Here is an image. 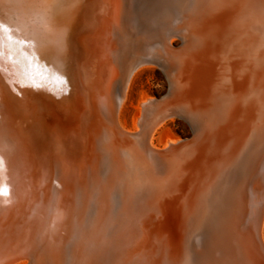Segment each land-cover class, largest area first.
Listing matches in <instances>:
<instances>
[{
    "label": "bare ground",
    "instance_id": "obj_1",
    "mask_svg": "<svg viewBox=\"0 0 264 264\" xmlns=\"http://www.w3.org/2000/svg\"><path fill=\"white\" fill-rule=\"evenodd\" d=\"M0 23L10 29L0 31V61L14 52L15 86L25 85L18 94L0 73V222L11 227L0 228V264H261L264 0H0ZM146 64L167 87L141 100L127 128L119 111ZM112 81L122 94L107 130L92 94ZM35 84L48 87L49 103ZM72 114L76 134L82 126L98 150L64 208L47 172L54 158L64 163L62 121ZM175 118L188 135L158 132ZM49 199L55 208L42 218ZM40 250L46 261L34 257Z\"/></svg>",
    "mask_w": 264,
    "mask_h": 264
},
{
    "label": "water",
    "instance_id": "obj_2",
    "mask_svg": "<svg viewBox=\"0 0 264 264\" xmlns=\"http://www.w3.org/2000/svg\"><path fill=\"white\" fill-rule=\"evenodd\" d=\"M2 25H4L3 23H0ZM5 26V25H4ZM4 30L6 32H9L10 29L4 28ZM9 39L11 40H15V38H13L12 36H9ZM23 44V42H22ZM15 53L12 51L7 52V54L4 57V61H0V73L3 75V82H6V80H9L11 82V84L13 85L14 88H12V90L14 92H17L18 94H23V92H25V85L21 86L24 89H19L17 87V85L15 86L17 82V79H15V75L13 73V71L18 72V64L15 61ZM3 59V58H2ZM1 60V59H0ZM104 63V61H103ZM16 68V69H15ZM104 68H105V64H104ZM107 70V69H106ZM10 73V74H8ZM8 74V77L5 78V75ZM4 85V84H3ZM100 86H95L94 87V94H92V96H94V106L95 108H97L98 112L102 115V119L103 121H105L104 123L107 124V130L108 128L112 127H116V113H117V107H118V102H119V97H121L122 94V89L120 84H116L115 82H111L108 86L106 83H102L99 84ZM27 86V85H26ZM6 87V86H5ZM27 91H30L29 88L27 89ZM32 92L36 93L37 96L40 97V100H42L43 102H48V99L51 100L52 97L47 95L46 92L49 93L48 87L45 85L43 86L42 84H35L33 85V89L31 90ZM50 93H52L50 91ZM56 95V97H59L58 99L62 98L63 95L61 93H59V91H56L55 93H53ZM62 95V96H61ZM66 97V103L67 100H73L71 99V96L69 95H65ZM55 98V97H54ZM63 98V99H64ZM62 100H58V102L60 103ZM88 108H86L87 110ZM69 114V113H68ZM68 116H70L71 118L69 119L70 121L68 122ZM66 116V118H63L62 121V126L68 128V130H66L67 132H69L70 134H68L70 137L68 138L67 135L66 137L63 139L62 138V145H63V150L62 152V157L64 160V163H62L61 161H56V158L53 159V163H52V167L53 169L51 170V172H47V174L50 175L51 173V180H50V186H49V190H50V198L51 196H54V198H56L59 194H61L62 196V200L60 201L59 207L62 205L64 208L66 206L69 205L70 201H69V197L71 195V197L73 198V201L75 200V197L77 196L78 190H79V186L80 183L84 182V178H85V169L86 171L89 173L92 172L93 169V164H92V160L90 159L91 157L89 156V154L92 155V158H95L94 152L95 150H98V147L96 146L92 151L91 146L89 148H87L88 144H90V139L86 140L83 137V133H82V126H80V129L78 130L77 134L75 132V128H76V123L74 121H76L77 119L74 118L73 114L72 115H68ZM62 120V119H61ZM74 122V123H73ZM80 122V121H79ZM67 124V125H66ZM105 129V130H106ZM106 130V133H108V131ZM102 133V131H100ZM105 133V132H104ZM8 133H6L5 135H7ZM96 135V134H95ZM99 135V134H97ZM97 135L95 137H97ZM109 137H111L109 134H106L105 137H103L102 139H108ZM100 141V139H99ZM33 142V141H32ZM32 142L28 143V149L31 150L34 154L32 157L36 158V161H39L38 159V155H39V151L41 148L36 144V147L32 144ZM37 148V150H36ZM43 153V152H42ZM41 155V153H40ZM31 160V159H30ZM24 161H23V166H24ZM29 165H27L28 167ZM84 166V167H83ZM27 173V172H26ZM87 176V175H86ZM32 178V177H31ZM28 181H22L24 184L26 183V185L30 188L32 187V179H27ZM22 184V185H24ZM34 184V183H33ZM40 185V184H39ZM35 186V184H34ZM37 186V184H36ZM39 192H42L41 189H39ZM50 201L45 207L44 210L41 212V217L44 218L47 214H50L52 208H55V205H52V201L51 199H49ZM53 200V197H52ZM263 201L264 203V189L262 190V192L260 191L259 193V200L258 202ZM25 205V204H24ZM42 205V202L40 204H38V207ZM56 205H58V203H56ZM27 204L25 205L26 208ZM36 206V201L35 202H31L29 203V205L27 206V209H29V211L32 210V207L35 208ZM17 214V213H15ZM37 216L39 217V215L37 214ZM260 215L258 216V220L255 223V250L256 253L258 255V259L261 262V264H264V247L263 244L261 243L260 240ZM9 220L7 219L5 222H0V228H6L5 230L7 231L8 228L10 227L9 224ZM15 218V220L13 219V221L11 222L13 225L12 228H15L18 221ZM79 221V219H75V223L77 224ZM16 222V223H15ZM80 224V223H79ZM82 227V226H81ZM79 227V228H81ZM85 227V226H84ZM87 228V227H86ZM57 229V228H56ZM80 230H84L83 228ZM9 234V233H8ZM3 235H0V241L3 240ZM7 237H10L7 236ZM47 251H43L40 250L39 252L36 253V255L34 257H36L37 259H44V261H46L48 258L46 255ZM46 257V258H45ZM46 259V260H45ZM69 259L70 257H67V259H64V264H69ZM17 260V259H15ZM15 260H13L10 263H6V264H12L13 262H15ZM32 264H34V260H32Z\"/></svg>",
    "mask_w": 264,
    "mask_h": 264
},
{
    "label": "rangeland",
    "instance_id": "obj_3",
    "mask_svg": "<svg viewBox=\"0 0 264 264\" xmlns=\"http://www.w3.org/2000/svg\"><path fill=\"white\" fill-rule=\"evenodd\" d=\"M173 44L178 43L177 38H173L171 41ZM167 87V81L162 71L153 64H146L137 69L132 75L127 87L125 100L119 111V119L122 124L127 128L132 127L134 122V116L140 110V103L143 98H153L161 95ZM163 133V136H175L180 137L189 134V128L180 119H169L163 123L158 129V132ZM155 132L152 138L153 145L161 147L158 137L159 133ZM262 234L264 237V224L262 228Z\"/></svg>",
    "mask_w": 264,
    "mask_h": 264
},
{
    "label": "snow or ice",
    "instance_id": "obj_4",
    "mask_svg": "<svg viewBox=\"0 0 264 264\" xmlns=\"http://www.w3.org/2000/svg\"><path fill=\"white\" fill-rule=\"evenodd\" d=\"M5 28L4 25L0 24V31H3ZM8 194V189L0 183V195H7Z\"/></svg>",
    "mask_w": 264,
    "mask_h": 264
}]
</instances>
